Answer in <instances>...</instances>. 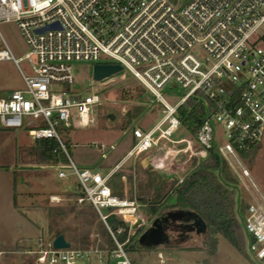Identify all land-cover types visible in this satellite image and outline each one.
I'll use <instances>...</instances> for the list:
<instances>
[{
  "label": "built area",
  "instance_id": "1",
  "mask_svg": "<svg viewBox=\"0 0 264 264\" xmlns=\"http://www.w3.org/2000/svg\"><path fill=\"white\" fill-rule=\"evenodd\" d=\"M9 20L29 50L16 58L4 42L0 60L12 59L19 67L26 59L31 72L19 67L24 88L0 95V125L26 128L34 140L55 139L68 158L56 164L58 175L73 170L84 193L78 200L91 203L105 223L103 208H113L134 234L140 204L113 193L109 179L115 170H81L68 152L61 131L91 125L102 99L97 91L76 93L69 87L75 82L74 61L120 64L163 105L152 127L134 128L127 158L154 152L153 165L163 168L181 153L200 160L213 149L239 178H250L239 150L261 146L264 137V0H0V21ZM104 56L111 60L101 62ZM170 84L185 90L173 105L161 92ZM195 96L209 100L207 116L194 137L177 140L178 107ZM168 143L185 145L171 149ZM183 180L180 176L178 183ZM243 227L248 250L264 264L263 195L248 202ZM108 229L116 243L112 250L56 248L48 240L34 250L36 262L133 264L125 249L129 237L120 242Z\"/></svg>",
  "mask_w": 264,
  "mask_h": 264
},
{
  "label": "rangeland",
  "instance_id": "2",
  "mask_svg": "<svg viewBox=\"0 0 264 264\" xmlns=\"http://www.w3.org/2000/svg\"><path fill=\"white\" fill-rule=\"evenodd\" d=\"M4 42L16 58L24 56L29 50L16 22L12 20L0 21V50L6 48ZM195 52L201 57L205 56L204 51L199 47L195 48ZM110 60L109 57L104 56L101 62ZM94 64L91 61H74L72 65L75 82L69 86L76 93L97 91L101 95V103L94 108L93 121L89 126L64 129L61 131V135L72 160L81 170L89 168L92 171L98 170L105 174L123 154L119 153V148L122 146L110 149V144L118 140L122 142V138H126L130 134L128 132L121 137L123 131L121 128L140 125L149 129L162 117L163 105L127 70H122L102 80H94ZM19 67L26 74L31 72L26 59L20 60ZM19 67L12 59L0 60V95L24 88L25 84ZM161 92L166 101L173 105L181 98L185 90L179 85L170 84L161 89ZM183 136L192 137L180 126L174 137ZM97 142H103V148L95 145ZM34 144L35 140L28 134L26 128L7 129L0 125V251H5L0 255V264H37L34 250L39 247L40 242L45 244L52 235L48 229V208L50 206H71L76 203L74 197L67 199L66 196H58L57 199L51 200L52 197L48 196V193L51 192L78 190L79 180L71 168H65L66 175L60 177L58 175L60 169L56 167V164L40 162L34 152ZM103 153L106 155L103 156ZM239 157L250 175V178H239L232 171L238 180L237 184L233 185L236 190L235 212L245 237L244 251L237 249L218 233L217 251L210 253L209 245L206 242V232L199 234L193 232L190 238L183 242L151 247L143 246L138 242V237L152 224L157 215L153 214L148 205L140 204L137 216L143 222L135 231L138 232L136 239L125 247L132 263L260 264L248 250L243 222L246 214L244 207L248 202L259 194L264 196V137L252 162L243 157L240 152ZM153 168L155 172L157 171L156 173L165 170L155 166ZM189 170L188 168L182 169L180 175L185 176ZM13 174L17 179V191H30L31 195L38 193V199L36 204L33 203V206L24 204L22 198H19V205L16 204L19 207V212L13 210L7 202V195L12 192L14 186ZM160 174L166 175L165 173ZM252 181L258 191L252 185ZM124 183L121 190L127 197L130 185L126 180ZM166 201L170 203L171 200L168 198ZM81 202L77 200V204ZM103 211L106 212L107 208H103ZM76 222L77 220L72 214L61 219L59 224L60 226L70 224L75 227ZM66 238L69 236L66 235ZM18 246L26 247L19 249ZM85 263L77 261V264Z\"/></svg>",
  "mask_w": 264,
  "mask_h": 264
},
{
  "label": "trees",
  "instance_id": "3",
  "mask_svg": "<svg viewBox=\"0 0 264 264\" xmlns=\"http://www.w3.org/2000/svg\"><path fill=\"white\" fill-rule=\"evenodd\" d=\"M212 103H210L211 106ZM207 98L189 97L178 107V116L181 126L194 137L200 124L207 116ZM260 145L250 149H240V154L253 161L260 149ZM34 152L40 162L48 163H68V158L58 149V142L51 138L36 139ZM192 168L185 174L184 180L178 183V178L158 175V193L149 198V189L138 183L139 188L136 192H131L130 197L136 198L139 204L148 205L153 214L159 215L166 209L174 208L186 212L194 219L197 215L206 224V242L209 245V252L217 251L218 238L221 234L231 244L240 251H244L245 237L241 231V226L236 216L235 208V188L237 178L234 176L229 165L223 161L213 150H209L208 156L198 160L193 158ZM121 171L114 172L109 179V185L113 193L122 196L118 188L122 184ZM132 182V175L127 177ZM141 185V186H140ZM153 185L150 182L149 187ZM84 193L79 187L78 190L69 193V197H74L76 203L71 206H50L48 208L49 224L48 229L52 234L49 240H53L57 235L63 234L71 242V246L79 248L98 247L100 249L112 250L116 243L108 229L114 232L120 242L129 241L125 247L136 239L138 232L129 235L130 227L122 217L114 213L113 208H107L106 223L101 218L96 208L87 201L77 204V200L83 197ZM170 198V203L166 200ZM245 211H246V207ZM243 209V207H242ZM74 215L76 226H60V220L69 215ZM108 225V226H107ZM120 230V232L118 231Z\"/></svg>",
  "mask_w": 264,
  "mask_h": 264
},
{
  "label": "crops",
  "instance_id": "4",
  "mask_svg": "<svg viewBox=\"0 0 264 264\" xmlns=\"http://www.w3.org/2000/svg\"><path fill=\"white\" fill-rule=\"evenodd\" d=\"M137 127L145 129V127L140 126V125H134V126H131L130 128H128L127 126L122 127L121 129H123V131H122L121 137L128 134V132L130 133L129 136H127L126 138H122L123 139L122 142L121 141L119 142V140H118V141L110 144V149H116L117 147L122 146L121 148H119L120 149L119 153H123V154L117 160V162L110 168V170H108L106 173H108L112 170H115V172H118V171L123 172L124 174L121 177L122 184H125L124 183L125 180L128 181L127 177L129 176V174H131L132 175V182L128 181L130 187L128 189L129 195L127 197H130L131 192L137 191V189L139 188L138 183L141 182L140 184L144 185L145 188L149 189L148 197L151 198V197L155 196L159 191V186H158V181H159L158 178L159 177H158V175H160V173L166 174V175H163V177L169 176V177L179 178L181 176L180 172L182 171V169H184V168L191 169L192 168L191 162H192V159L194 157L192 158V157H189L188 154L181 153L176 159H171L169 161V164L166 167L158 168V169H165L162 171H158V173H156L157 171L155 172L154 168H153L154 167V165H153V155H154L153 153L154 152H145L139 156H133V157L127 158L126 154L135 142L133 130H134V128H137ZM183 137H185V136H183ZM183 137H180V138H183ZM180 138L176 137L175 139L178 140ZM98 144H104V143L103 142L102 143L101 142L95 143V145H98ZM183 145H185V143H180V144L168 143V146H170L171 149L172 148H174V149L179 148ZM105 155H106V153H103V156H105ZM184 156H187V157H184ZM95 171H98V170H95ZM150 182H153V185L150 188H148ZM16 184H17V179H15V176L13 174V185H14L13 190L11 193L9 192V195H7L8 196L7 202L9 203L11 208L13 210L19 212V207H17V205H16V204L19 205V202H18L19 198H22V201L24 204H28L30 206H33L34 205L33 203L36 204V200L38 199V195H37L38 193L37 194L33 193V195H31L30 191H28V192H26L25 190L17 191ZM122 184H121V187L118 188V191L121 192L123 197H126L125 192H123L121 190V188L123 186ZM71 192H74V191H69V192L65 191V192H61V193L51 192V193H48L49 194L48 196L52 197L51 200H53L54 198L57 199L58 196L59 197L60 196L65 197L66 196L65 198L70 199L71 197H69V193H71ZM29 201H31V202H29ZM18 247L20 249V248H24L26 246H24V247L18 246ZM4 253H5V251H3V252L0 251V255L4 254ZM40 264H42V263H40Z\"/></svg>",
  "mask_w": 264,
  "mask_h": 264
},
{
  "label": "water",
  "instance_id": "5",
  "mask_svg": "<svg viewBox=\"0 0 264 264\" xmlns=\"http://www.w3.org/2000/svg\"><path fill=\"white\" fill-rule=\"evenodd\" d=\"M51 26L52 25H50V27ZM120 71H122V66L120 64L97 63L94 64L93 67V78L94 80H102ZM183 214L184 212L179 209L163 211L159 216H156L152 224L139 235L138 242L148 247L167 244L169 235L163 226V221L166 219H172L173 221L180 220L184 217ZM142 222L143 220L141 219L137 220L133 228L137 229ZM193 224L198 227V233L206 232L207 227L201 217L195 215ZM53 245L56 248H67L71 246V242L67 240L63 234H59L53 239Z\"/></svg>",
  "mask_w": 264,
  "mask_h": 264
},
{
  "label": "flooded vegetation",
  "instance_id": "6",
  "mask_svg": "<svg viewBox=\"0 0 264 264\" xmlns=\"http://www.w3.org/2000/svg\"><path fill=\"white\" fill-rule=\"evenodd\" d=\"M183 215L184 217L180 220L173 221L172 219H166L163 221V226L169 235L168 245L188 240L193 232L199 234L197 232L198 227L194 226V219L191 215H188L186 212Z\"/></svg>",
  "mask_w": 264,
  "mask_h": 264
}]
</instances>
